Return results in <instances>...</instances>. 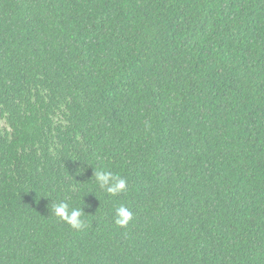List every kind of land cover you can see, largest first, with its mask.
<instances>
[{
	"label": "trees",
	"instance_id": "1",
	"mask_svg": "<svg viewBox=\"0 0 264 264\" xmlns=\"http://www.w3.org/2000/svg\"><path fill=\"white\" fill-rule=\"evenodd\" d=\"M0 264H264V0H0Z\"/></svg>",
	"mask_w": 264,
	"mask_h": 264
},
{
	"label": "clouds",
	"instance_id": "2",
	"mask_svg": "<svg viewBox=\"0 0 264 264\" xmlns=\"http://www.w3.org/2000/svg\"><path fill=\"white\" fill-rule=\"evenodd\" d=\"M94 176L99 187L109 195L115 196L126 189L127 182L119 175L96 170ZM53 212L56 217L60 218L73 229L78 230L85 227L83 220L85 214L82 208H75L69 211V205L65 202H60L53 206ZM132 220L133 214L126 206L120 205L115 209L114 224L117 227H126Z\"/></svg>",
	"mask_w": 264,
	"mask_h": 264
}]
</instances>
